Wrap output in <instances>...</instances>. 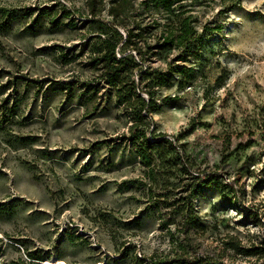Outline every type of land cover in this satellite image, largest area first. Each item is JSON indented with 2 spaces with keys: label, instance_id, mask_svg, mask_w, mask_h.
Returning <instances> with one entry per match:
<instances>
[{
  "label": "rangeland",
  "instance_id": "rangeland-1",
  "mask_svg": "<svg viewBox=\"0 0 264 264\" xmlns=\"http://www.w3.org/2000/svg\"><path fill=\"white\" fill-rule=\"evenodd\" d=\"M131 1V19L158 35L161 9ZM203 1L190 12L209 30L197 56L149 61L193 68L183 89L176 74L155 88L151 114L157 132L187 131L188 166L167 151L148 176L129 118L89 66L85 0H0V264H264L226 246L264 249V0ZM197 171L237 184L198 188L199 228H188L171 203Z\"/></svg>",
  "mask_w": 264,
  "mask_h": 264
},
{
  "label": "trees",
  "instance_id": "trees-1",
  "mask_svg": "<svg viewBox=\"0 0 264 264\" xmlns=\"http://www.w3.org/2000/svg\"><path fill=\"white\" fill-rule=\"evenodd\" d=\"M232 0H220V3ZM238 0H234L235 3ZM193 4H202L203 0H142L140 5L145 11L159 10L163 13L164 22L158 23V35H149L153 28L143 26L141 21L131 19L133 8L131 0H85L86 14L79 13L85 18V24L90 28L91 38L85 42L88 46V62L91 69L99 72L97 79L102 81L113 93L115 103L121 106L129 118L128 140L136 149V154L147 169L148 176L154 175L155 155L163 156L172 152L178 163L187 167V162L178 141L184 135L183 131L176 137L157 132L151 114L157 108L155 98L156 87L168 84L167 75L180 76L177 89L181 90L191 79L193 68L168 63L166 69L154 72L149 66L152 56L164 51H175V60H183L184 56H197L203 37L209 31L206 26L200 33L194 26V17L190 13ZM107 5V7H106ZM105 11L110 20L102 17ZM8 11H2V17H7ZM225 13V11H224ZM69 15V14H66ZM156 24V23H155ZM123 29V33L119 31ZM215 27L212 31H218ZM154 39L152 42L151 40ZM155 49V50H154ZM186 60V59H185ZM152 78V79H151ZM148 80V81H147ZM189 169V168H188ZM189 172L190 169L188 170ZM195 185H189L188 196L172 201L179 203L188 228H199L197 217L193 213L190 200L196 196L201 186L225 188L234 191L236 180L218 181L223 178L220 172L197 171ZM155 181L154 177H152ZM226 246L243 256H259L264 254L261 247L244 248L228 241ZM33 258V257H31ZM40 260V259H38ZM152 258L149 259L151 263ZM173 264H197L178 259ZM156 264V262H155Z\"/></svg>",
  "mask_w": 264,
  "mask_h": 264
},
{
  "label": "bare ground",
  "instance_id": "bare-ground-1",
  "mask_svg": "<svg viewBox=\"0 0 264 264\" xmlns=\"http://www.w3.org/2000/svg\"><path fill=\"white\" fill-rule=\"evenodd\" d=\"M48 263H49V261H48Z\"/></svg>",
  "mask_w": 264,
  "mask_h": 264
}]
</instances>
